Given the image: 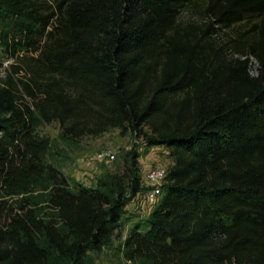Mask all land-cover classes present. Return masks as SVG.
<instances>
[{
	"label": "trees",
	"instance_id": "obj_1",
	"mask_svg": "<svg viewBox=\"0 0 264 264\" xmlns=\"http://www.w3.org/2000/svg\"><path fill=\"white\" fill-rule=\"evenodd\" d=\"M201 1L0 0L22 35L2 43L26 52L0 79V205L24 202L0 208V264H47L40 236L80 259L119 223L121 185L71 191L47 164L52 141L36 131L53 122L64 142L116 129L168 151L167 185L122 243L125 262L264 264V0H207L202 23L182 24ZM35 192L52 219L27 209Z\"/></svg>",
	"mask_w": 264,
	"mask_h": 264
},
{
	"label": "rangeland",
	"instance_id": "obj_2",
	"mask_svg": "<svg viewBox=\"0 0 264 264\" xmlns=\"http://www.w3.org/2000/svg\"><path fill=\"white\" fill-rule=\"evenodd\" d=\"M52 1V0H50ZM207 0H202L198 8H186L182 10L178 16V20L182 24L195 22L200 24L203 21L202 10ZM246 23V22H245ZM14 20L11 18L0 17V79L5 78L10 71V66L17 64L18 57L24 55L25 48L23 45L14 46L16 50L15 57L10 55L11 49L5 48L2 41L7 38L9 44L22 40V35L16 30ZM234 33L238 29L234 27ZM232 31H221L217 34V38L224 44L228 40V35L233 34ZM236 35V34H235ZM258 64L253 60L251 74L257 73ZM40 137L48 138L52 141V150L47 156V164L62 174L71 191L80 189L102 190L112 194L109 186L121 185L124 193V208L120 215L119 223L110 231L109 238L104 243L100 251L87 250L80 259L64 258L59 256L48 244L46 239L39 237L40 246L47 252V264H128L122 257V243L128 233L137 227L140 231H144L151 212L146 203H144L146 191V183L144 175L147 170L155 167L167 168L172 167V159L167 154L168 151L162 146L150 147L147 140L143 137H137L134 134L127 133L121 135L119 130H111L99 137H83L77 141L64 142L60 139V125L53 122L48 125H42L37 129ZM107 152L114 158L98 161L93 158L97 153ZM136 158V165L132 163V158ZM136 175L139 178L141 191L139 194L131 193L130 182L131 177ZM162 185H167V181ZM27 209L38 212L39 218L52 219L53 211L51 210L46 197L39 192H35L28 196ZM117 196L113 195L112 200ZM8 200L4 208V214L9 213L10 209L19 210L24 202Z\"/></svg>",
	"mask_w": 264,
	"mask_h": 264
},
{
	"label": "built area",
	"instance_id": "obj_3",
	"mask_svg": "<svg viewBox=\"0 0 264 264\" xmlns=\"http://www.w3.org/2000/svg\"><path fill=\"white\" fill-rule=\"evenodd\" d=\"M113 158L114 156L110 155L107 152H100L95 155L93 161H104L108 159L112 160ZM167 174V168L155 167L147 170L144 175V181L147 184V189L143 192L144 194H146L144 203H146L150 211L155 208L163 195L164 186L162 185V183L166 181ZM138 195H140L139 192Z\"/></svg>",
	"mask_w": 264,
	"mask_h": 264
}]
</instances>
